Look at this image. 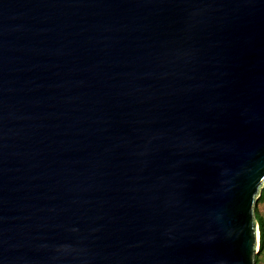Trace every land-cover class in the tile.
I'll return each mask as SVG.
<instances>
[{"label": "water", "instance_id": "1", "mask_svg": "<svg viewBox=\"0 0 264 264\" xmlns=\"http://www.w3.org/2000/svg\"><path fill=\"white\" fill-rule=\"evenodd\" d=\"M264 0H0V264H254Z\"/></svg>", "mask_w": 264, "mask_h": 264}, {"label": "trees", "instance_id": "2", "mask_svg": "<svg viewBox=\"0 0 264 264\" xmlns=\"http://www.w3.org/2000/svg\"><path fill=\"white\" fill-rule=\"evenodd\" d=\"M264 203V187L261 191V196L255 205V215L259 223L260 229V249L255 255L254 264H259L264 259V218L260 215L258 205Z\"/></svg>", "mask_w": 264, "mask_h": 264}, {"label": "rangeland", "instance_id": "3", "mask_svg": "<svg viewBox=\"0 0 264 264\" xmlns=\"http://www.w3.org/2000/svg\"><path fill=\"white\" fill-rule=\"evenodd\" d=\"M258 209H259L260 215L264 218V203H260L258 205ZM259 264H264V259Z\"/></svg>", "mask_w": 264, "mask_h": 264}]
</instances>
